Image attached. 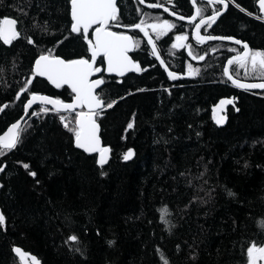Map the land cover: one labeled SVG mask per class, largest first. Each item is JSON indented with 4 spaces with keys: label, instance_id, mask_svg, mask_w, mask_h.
Wrapping results in <instances>:
<instances>
[{
    "label": "trees",
    "instance_id": "16d2710c",
    "mask_svg": "<svg viewBox=\"0 0 264 264\" xmlns=\"http://www.w3.org/2000/svg\"><path fill=\"white\" fill-rule=\"evenodd\" d=\"M233 1L249 14L231 4L212 31L264 50L258 0ZM119 7L123 23L139 18L133 0ZM6 18L19 36L0 38V134L32 94L65 95L31 80L39 56L89 53L72 31L70 0H0ZM219 49L192 79L171 81L144 49L146 69L105 79L104 167L75 147L77 113L35 106L17 146L0 148V264H22L15 247L38 264H251L248 250L264 246V91L230 85V53ZM228 99L217 123L214 109Z\"/></svg>",
    "mask_w": 264,
    "mask_h": 264
},
{
    "label": "snow or ice",
    "instance_id": "6c2138e0",
    "mask_svg": "<svg viewBox=\"0 0 264 264\" xmlns=\"http://www.w3.org/2000/svg\"><path fill=\"white\" fill-rule=\"evenodd\" d=\"M210 2H212V0H210ZM220 2H222V0H220ZM151 6L155 7L156 5ZM260 6L261 8H264V0H260ZM117 11L116 0H71V16L73 21H75L72 25V31L77 32L80 30V27L83 26V32L85 36H87L89 25L100 24L106 26L109 21L117 18ZM199 11L200 10L197 9L198 14ZM218 14L219 12L216 13V15ZM216 15L210 16L209 19L214 21ZM206 22L207 21H203V23ZM16 23L17 21L14 19H4L0 21V38H3L6 43L19 35L15 28ZM151 27L155 30L158 27L170 28L172 25L165 22L163 26L153 24ZM196 33L197 38L200 41L220 39L215 36H200L199 26L196 28ZM95 35L96 39L94 44L91 40L88 41L91 46V60L93 63L98 55L103 54V56L107 57L109 71H117L118 73L123 74V72L129 67L138 69V65H132L128 60V57L125 55L128 49L134 46L131 37L106 31L104 27L97 28ZM145 35H147V33H145ZM176 39L183 40L186 39V37L178 36ZM235 42L241 44V41ZM242 46L244 49H248L247 44H243ZM173 47H176V45H173ZM235 62L242 68L246 67L250 62L254 72L257 71L258 68L260 71L264 72V52H253L248 49L244 51L242 55L237 56ZM232 63L233 61L230 60L229 64ZM94 70L99 71V69H93L92 63H89V61L85 59L65 62L63 59L54 57L51 54L41 55L36 61L37 74L47 75L48 79L58 88L64 84L69 85L71 90L76 93V103L62 104L59 100H51L47 97H37L36 95H33L28 106L30 107L37 99H40L45 104L57 105L59 108L65 110H74L77 106L87 105L89 108L88 113L81 112L77 114L78 128L75 130V143L77 147L83 148L87 152H99L100 163L103 164L106 162L104 153L108 150L100 148L99 146V139L96 134L98 126L92 119L93 113L91 111L93 108H100L103 104L97 96L93 95V89L103 83V81L98 79L93 83L88 82V77ZM169 75L172 76L173 79L176 78L172 73H169ZM229 79H232V77L229 76ZM233 83L236 84L237 87L242 88H264V83L241 84L237 81H233ZM221 103H231V101H222ZM108 107H111V104H109ZM43 111L46 112L47 109L45 108ZM222 122L223 118L217 120V123ZM65 127H67V124H65ZM129 127H132V125L129 124ZM21 131L22 129L19 123L13 124L6 135L0 136V147L8 150L14 149L20 141ZM131 155L132 153L129 152L124 158L127 160ZM24 167L28 168V165H24ZM2 170L3 169L0 168V171ZM30 174L33 176L36 175L35 172ZM3 220V216L0 215V223H2ZM69 239L76 241L77 237L73 235ZM16 251L19 253L20 249H16ZM248 256L251 259L252 264H255L257 258H264V246L256 247L253 245L248 250ZM34 264H38V262L34 261Z\"/></svg>",
    "mask_w": 264,
    "mask_h": 264
},
{
    "label": "flooded vegetation",
    "instance_id": "af4514ba",
    "mask_svg": "<svg viewBox=\"0 0 264 264\" xmlns=\"http://www.w3.org/2000/svg\"><path fill=\"white\" fill-rule=\"evenodd\" d=\"M122 1L124 0H118L117 5L119 10L117 13V18L110 21L107 29L119 35L130 36L133 39L135 48L131 53V56L133 60L141 67V71L142 69L146 68L142 66V63L138 59V57L143 55V51H141V49H144L147 53V56L152 57L162 70L163 68L159 59H161L172 72H175L179 75L189 74L190 77L187 79H192L195 77V73L201 71L202 65L205 62L207 56L217 54L220 51L219 45H225L227 48V52L230 53V57H228L224 63V77L227 79L229 84L232 85L225 73L226 63L230 58L244 52L243 46L216 40H208L205 43L198 40L194 34L197 26H199L200 34L202 36L225 37L215 34L212 30L218 19L227 12L230 5L232 4L231 2H229V0H222V2H220V0H214L212 2H210L209 0H186L187 3L186 6H184L185 8L180 7L179 3L177 2L178 0H133L134 5L139 13V18L136 21L130 23L122 22L123 19L120 16L121 9L119 7V4ZM151 5L156 6L153 7ZM197 9L200 10L199 14L197 13ZM222 11L225 12L221 17L215 19L214 21L208 20L206 23H203L205 19H208L212 15H216L217 12L221 13ZM252 16L254 17L255 15ZM179 18L190 20L193 18L195 19L192 22H186ZM165 22L172 25V27H158L155 30L151 27V25L153 24L163 26ZM97 27L98 26H95L91 29L89 40H93L92 34ZM145 33H147V35H145ZM178 36H184L186 37V39L177 40L176 37ZM173 45H176V47H173ZM249 46L251 48V51L253 52H264V50L262 49L257 50L252 48L250 44ZM88 50L89 53L85 59L91 60L90 48ZM233 63L236 62L233 61ZM233 63L230 65L229 70L234 78L247 82L264 81L262 77H258L257 75L258 71H260L259 68L254 72L252 70L250 62L246 65V67L243 68L240 67L237 63L235 66H233ZM96 68H101L103 70L100 76L103 82L107 77H114L106 74V63L103 55L98 58ZM94 79L95 78H92L91 81H93ZM179 81L182 80H178L177 82ZM56 90L65 91L63 92L65 95L58 94L59 97H55L57 100L68 103L73 101L75 93L69 87L64 86ZM69 95H71L72 97L71 100L68 99Z\"/></svg>",
    "mask_w": 264,
    "mask_h": 264
},
{
    "label": "water",
    "instance_id": "95a60500",
    "mask_svg": "<svg viewBox=\"0 0 264 264\" xmlns=\"http://www.w3.org/2000/svg\"><path fill=\"white\" fill-rule=\"evenodd\" d=\"M209 1H210V0H209ZM212 1H214V0H212ZM117 3H118V0H116V6H117V9L119 10ZM227 6H228V5H227ZM70 7H71V0H70ZM257 7L259 8L260 15L264 17V8H261V6H260V0H258V2H257ZM237 8H239L240 10H242L243 12H245V11H244L242 8H240L239 6H237ZM224 12H225V11H222L221 13H219L218 15H216V19L219 18V17H221V16L224 14ZM117 13H118V11H117ZM245 13L249 14L248 12H245ZM6 19H13V18H6ZM71 19H72V16H71ZM179 19H181V20H183V21H186V22H192L195 18H193V19H191V20H190V19H184V18H179ZM14 20H15V19H14ZM208 20H210V19H209V18H208V19H205V21H208ZM72 22H73V23H72V25H73V24L75 23V21H73V19H72ZM109 23H110V21L108 22V24H107L106 26H102V25H100V24H91V25H89V27H88V31H87V36H85V34H84V32H83V26L80 27V30H79V31L74 32V33H79V32H82V33H83L84 38H85V41H86L87 44L89 45L90 53H91V46H90V44L88 43V41H89V34H90L91 29H92L93 27H95V26H98L97 28L104 27L106 31H109V30L107 29ZM15 28H16L17 32L19 33L18 22L16 23ZM97 28H96V29H97ZM96 29L94 30V32H93V34H92V35H93V40H92V43H93V44L95 43V39H96V35H95ZM110 32H111V31H110ZM194 34H195V37L197 38L196 30H195ZM118 35H119V34H118ZM18 36H19V35H18ZM18 36H17V37H18ZM123 36H125V35H123ZM200 36H202V35L200 34ZM17 37H16V38H17ZM129 37H130V36H129ZM204 37H206V36H204ZM16 38L11 39L10 42H12L13 40H15ZM219 38H220V39H215V40H216V41H222V42H228V43H232V44H236V45H240V46H242L243 44H247V45H248V49L251 50V48H250V46H249L248 43H245V42L243 43V42L241 41V44H237L235 41H240V40H237V39H235V38H226V37H219ZM2 39H3V38H2ZM197 39H198V38H197ZM207 41H208V40H203L202 42H205V43H206ZM132 42H133V39H132ZM133 45H134V42H133ZM134 48H135V45H134L133 47L129 48L128 51L125 53V55L128 57V60L131 62L132 65H138V64L133 60V58H132V56H131V53L133 52ZM248 49H244V51H246V50H248ZM242 54H243V52L240 53V54H238L237 56H240V55H242ZM101 55H103V54H100V55H98V56L96 57L94 63H93L92 60H88L89 63H92L93 69H99V71H95V70H94V71L91 72V74H90L89 77H88V82H89V83H93L94 81H96V80H98V79H99V80H102V78H100V76H101L103 70H102L101 68H96L97 60H98V58H99ZM237 56H234V57L230 58V59L227 61V63H226L225 73H226V76H227L228 80L232 83L233 86H235L236 88H238V89H240V90H242V91H249V92H259V91H264V88H242V87H237L236 84L233 83V81H237V82H239V83H241V84H261V83H264V81H261V82H247V81H241V80H238V79L234 78V77L231 75L230 70H229L230 65H231V64H229V61H230V60H231V61H235V58H236ZM39 57H40V56H39ZM39 57H38V58L35 60V62H34V65H33V75L31 76V80H33L34 78L37 77V78H40V79H43V80L47 81V82H48L53 88H55V89H59V88L64 87V86H67V87L70 88V86L67 85V84H64V85H62L61 87L58 88V87H56V85H55L51 80L48 79L47 75H38L37 72H36V61L39 59ZM54 57L61 58V59H63L65 62H68V60H65L64 58H62V57H60V56H54ZM104 58H105V63H106V69H105V72H106V74L109 75V76H114V77H118V78H124L125 76H127V75H129V74H132V73H139V72L141 71V67H140L139 65H138V69H135V68L129 67L128 69H126V70L123 72V74H120V73H118L117 71H109V69H108V60H107V57L104 56ZM76 60H80V59H76ZM85 60H87V59H85ZM159 60L161 61V65H162L163 70L165 71V73L167 74L168 78H169L171 81L177 82L178 80H183V79H187V78L190 77L189 74H187V75H179V74H177V73H175V72H172V71H171V70L165 65V63H164L161 59H159ZM71 61H72V60H71ZM169 73H172L176 78L173 79L172 76L169 75ZM229 76H231L232 79H229ZM92 78H95V79H94L93 81H91ZM102 81H103V80H102ZM103 84H104V82L101 83V84H99L96 88L93 89V95H95V96L98 97V91L101 89V87L103 86ZM70 89H71V88H70ZM22 93H23V92H20V93H19V96H21ZM74 93H75V92H74ZM33 95H36L37 97H47V98H49V99H51V100H57V99L54 98V97L47 96V95H43V94H32V95L29 97V99L27 100L26 104H25V112H24V114H23V115H22L17 121H15V122L13 123V124H17V123H19L20 126H21V129H23V127H24L26 121L28 120L29 115H30V111H31L35 106H38V105L48 106L49 108L53 109L55 112H58V113H61V114H67V113H77V114H78V113H81V112H84V113H88V112H89V108H88L87 105L77 106V107H75L74 110H65V109H63V108H59V106H57V105H53V104H45V103H43L40 99H37V100H36L35 102H33V103L31 104V106L29 107L28 105H29V102L32 100V96H33ZM75 98H76V93H75V97H74V99H73L72 102H69V103H68V102H61V101H60V102H61L62 104H75V103H76V99H75ZM98 99H99V97H98ZM225 101H231V103H233V99H228V100H225ZM102 102H103V101H102ZM228 104H230V103H224V104L220 103V104L218 105V108H221V106H224V107H225V106H227ZM58 108H59V110H58ZM3 109H4V107L1 108L0 112H1ZM225 109H226V108H225ZM91 111H92V113H93V115H92V119L95 121L96 125L98 126V128H97V133H96V134H97L98 139H99V146H100V148H103V149H107V150H108V151H106V152L104 153V156H105V160H106V162L103 163V164L100 163V153H99V152H87V151H85L83 148H79V147H77V146H76V143H75V147H76L77 149H79L80 151H82L83 153L87 154V155H91V156L95 155L96 158H97V163H98V165L101 166V167H104V166H107V164L109 163V161H110V159H111V149H110L109 146H106V145L104 144V141H103V139H102V137H101V126H100V124H99L98 121H97V115H98L99 113H101L102 111H104V103L102 104V106H101L100 108H93ZM77 121H78V115H77L76 124H77ZM13 124H11V125H10V126H9V127H8V128L2 133V134H0V136H4V135H6V134L8 133V130L12 127ZM77 127H78V125H77ZM0 148L5 149V148H3V147H0ZM6 150H8V149H6ZM11 150H12V149H11ZM16 249H20V252L17 253ZM14 253H15V254L18 256V258L21 260L22 264H29V263H28V255H27V253H26L23 249H21L20 247H15V248H14Z\"/></svg>",
    "mask_w": 264,
    "mask_h": 264
},
{
    "label": "rangeland",
    "instance_id": "374dc122",
    "mask_svg": "<svg viewBox=\"0 0 264 264\" xmlns=\"http://www.w3.org/2000/svg\"><path fill=\"white\" fill-rule=\"evenodd\" d=\"M224 110H225L224 106H221V108L216 107L214 109V117L216 121L221 118H223L224 120ZM262 260H264V258H257L255 264H259V262H261ZM34 261L37 262L35 259L29 257V261H28L29 264H34Z\"/></svg>",
    "mask_w": 264,
    "mask_h": 264
},
{
    "label": "bare ground",
    "instance_id": "6f19581e",
    "mask_svg": "<svg viewBox=\"0 0 264 264\" xmlns=\"http://www.w3.org/2000/svg\"><path fill=\"white\" fill-rule=\"evenodd\" d=\"M258 2V1H257ZM184 83V82H183ZM115 100V99H114ZM110 104V103H109Z\"/></svg>",
    "mask_w": 264,
    "mask_h": 264
}]
</instances>
